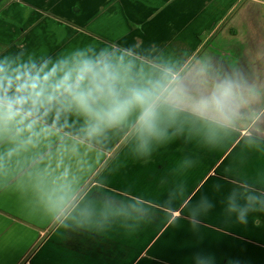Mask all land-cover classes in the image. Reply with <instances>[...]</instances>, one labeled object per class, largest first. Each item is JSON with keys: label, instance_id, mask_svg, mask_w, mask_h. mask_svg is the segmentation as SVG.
Instances as JSON below:
<instances>
[{"label": "crops", "instance_id": "1", "mask_svg": "<svg viewBox=\"0 0 264 264\" xmlns=\"http://www.w3.org/2000/svg\"><path fill=\"white\" fill-rule=\"evenodd\" d=\"M197 257L264 264V1L5 0L0 264Z\"/></svg>", "mask_w": 264, "mask_h": 264}, {"label": "clouds", "instance_id": "2", "mask_svg": "<svg viewBox=\"0 0 264 264\" xmlns=\"http://www.w3.org/2000/svg\"><path fill=\"white\" fill-rule=\"evenodd\" d=\"M143 101H144V97L142 95H140L139 93H137L132 97L131 100L126 101L125 104H131L133 102L143 103ZM217 103H219V101H217ZM151 116H152V113L150 110H147L144 114L145 130L148 131L149 133H151L153 130V125L151 122ZM211 207H212V205H209V209ZM230 211L236 213L237 219L239 220V222H241V223L247 222V215L249 213V209L247 206L238 207L237 205L233 204L231 206ZM197 223H199V221H196V220L193 221V224H197ZM197 259H198V264H200V261L203 259V257H197Z\"/></svg>", "mask_w": 264, "mask_h": 264}, {"label": "trees", "instance_id": "3", "mask_svg": "<svg viewBox=\"0 0 264 264\" xmlns=\"http://www.w3.org/2000/svg\"><path fill=\"white\" fill-rule=\"evenodd\" d=\"M262 1H264V0H262ZM3 3V0H0V5Z\"/></svg>", "mask_w": 264, "mask_h": 264}, {"label": "rangeland", "instance_id": "4", "mask_svg": "<svg viewBox=\"0 0 264 264\" xmlns=\"http://www.w3.org/2000/svg\"><path fill=\"white\" fill-rule=\"evenodd\" d=\"M5 0H3V2H4Z\"/></svg>", "mask_w": 264, "mask_h": 264}]
</instances>
